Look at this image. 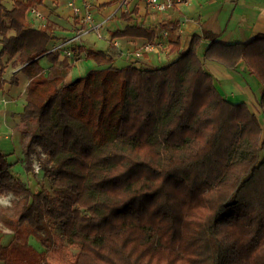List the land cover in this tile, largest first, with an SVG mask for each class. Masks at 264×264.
I'll return each instance as SVG.
<instances>
[{
  "label": "trees",
  "instance_id": "obj_1",
  "mask_svg": "<svg viewBox=\"0 0 264 264\" xmlns=\"http://www.w3.org/2000/svg\"><path fill=\"white\" fill-rule=\"evenodd\" d=\"M43 1L0 0V91L17 84L10 69L28 80L15 121L25 171L35 157L44 177L85 178L97 192L83 211L32 189L0 152V194L14 196L0 207V232L12 234L7 245L0 238V264H50L54 233L80 244L74 264H264V32L221 43L205 31L183 51L170 36L178 52L163 66H116L117 50H87L94 67L67 81L72 64L50 50L55 19H27ZM120 18L113 38L156 37L132 12ZM202 39L203 60L243 64L257 79L258 113L221 94L198 55Z\"/></svg>",
  "mask_w": 264,
  "mask_h": 264
},
{
  "label": "crops",
  "instance_id": "obj_2",
  "mask_svg": "<svg viewBox=\"0 0 264 264\" xmlns=\"http://www.w3.org/2000/svg\"><path fill=\"white\" fill-rule=\"evenodd\" d=\"M43 2L42 8L46 12V20L51 15H54L57 23V27L52 30L55 39L50 48L61 42L69 41L73 38V31L75 29V23L72 21L70 9L67 13L60 14L58 0H44ZM54 2L57 4L54 5ZM95 3L94 18L96 21H102L105 17L114 13V16L104 23L102 31L106 35L107 39L105 40L108 48L120 52V55L115 60H123L126 62L124 65H166L177 56L178 52L177 50H170V36L179 41L180 51H183L188 47L193 35L202 37L205 31L214 33L221 43L248 42L256 34L264 32V0H190L187 4L174 3L172 7L165 11H157L145 0H130L126 5V9L128 12L133 13L132 22L141 23L146 27H150L156 34L155 38L158 37L164 41L163 48L155 47L151 51L143 52L139 59H135L133 56L134 51L140 49L143 44L151 41H147L144 37L134 36L113 38L111 32L116 29H122L127 24V21L120 18L121 11L118 10V0H95ZM53 9L56 10L54 11ZM59 18L65 21L61 23L63 26L58 24L60 23L57 21ZM162 29L168 31V35L164 38L161 37L160 33ZM90 34L92 35L93 33L86 34L79 41L68 42L64 46L65 48L80 47L81 51L78 56H74L75 58L73 56L66 57L63 52H59L58 60L67 61L69 64L82 62L85 66L84 68L89 65L87 64V60L94 64L91 59L84 55L85 51L96 50L104 52L106 50H97L94 45L87 46ZM208 43L209 40H201L198 55L204 63V68L213 76L215 84L221 94L229 100H234V102H249L250 98H255L252 88L244 79L243 73L245 74L246 70L243 64H239L236 70L230 71L215 61L203 60L202 52ZM44 59L45 57H41L34 64L35 67H40V70L45 69L48 65V60L45 61ZM17 70L18 68H15L10 71V75L15 74L17 84L11 85L6 83L2 89L5 93L2 90L0 91V105H4L3 110L6 107L8 109L15 107L12 101L14 99L20 100L27 85L28 80L26 76ZM72 79L73 77L70 71L67 76V81ZM11 98L12 100H10ZM15 108H18L17 105ZM17 110V112L14 110L13 112L11 111L10 114L14 112L19 113V109ZM5 136L6 134L3 137Z\"/></svg>",
  "mask_w": 264,
  "mask_h": 264
},
{
  "label": "rangeland",
  "instance_id": "obj_3",
  "mask_svg": "<svg viewBox=\"0 0 264 264\" xmlns=\"http://www.w3.org/2000/svg\"><path fill=\"white\" fill-rule=\"evenodd\" d=\"M50 1V0H49ZM52 1V0H51ZM67 0H58L60 4L59 12L60 14L67 13L69 11V7L66 5ZM57 3L54 2V5ZM53 8V7H50ZM57 9V8H56ZM56 9H53L54 11ZM51 19H54V15L50 16ZM59 25L63 26L61 23L65 22L63 19L57 20ZM35 25H39L40 23L34 22ZM88 45H94L97 50H107L108 44L106 40L98 39L94 34H90L88 37ZM47 60L46 58L44 59ZM43 61V60H42ZM44 64V62H42ZM87 64H89L86 68L82 64V62L73 63L71 65L70 71L72 73L73 78L84 76L90 69L94 67V64L91 61L87 60ZM116 66H124L126 62L120 59H116L114 61ZM40 69V67H38ZM12 69H10L11 71ZM245 81L250 85L253 90V94H255V99L259 98L261 87L254 76H250L247 72L244 74ZM8 79L9 76L6 75ZM4 87V86H3ZM6 87V86H5ZM3 91V90H2ZM5 93V91H3ZM254 98H250L248 104H251L252 108L255 109V113L257 112V105ZM12 100V98L10 99ZM231 101H234L231 99ZM13 106L19 109H22L24 104V92L20 100L14 99L12 101ZM8 109L7 107L3 110L4 105H0V152L7 155L8 161L11 163L10 171L13 174L19 176V178L30 185V187L34 190L42 189L43 191L56 195H66L71 197L78 207H80L83 211H89L94 200L97 190L93 188L87 181V179H72L66 177H54L47 178L44 177L40 171L39 165L37 163L36 158H33V172L27 173L25 171L23 165V140H21L19 131L15 126V121L17 119L16 113L18 110L16 108ZM16 111L13 114H10L13 110ZM261 121V132L260 138L264 139V118H260ZM6 134L5 137H3ZM14 196L12 194H0V207L8 206L12 202ZM0 238L4 245H7L12 239V234L7 230H3L0 232ZM54 245L51 250L44 255V258L50 264H74L75 256L80 248L79 243L71 242L63 237H61L58 233H54ZM31 242L40 249L39 242L35 239H31Z\"/></svg>",
  "mask_w": 264,
  "mask_h": 264
},
{
  "label": "built area",
  "instance_id": "obj_4",
  "mask_svg": "<svg viewBox=\"0 0 264 264\" xmlns=\"http://www.w3.org/2000/svg\"><path fill=\"white\" fill-rule=\"evenodd\" d=\"M10 3H14L17 1L20 2H28L29 0H4ZM130 0H118L119 2V11L126 12V5ZM150 6H152L157 11H165L168 8L172 7L174 3H185L187 4L190 0H145ZM44 2L42 4L33 3L28 5L26 9L27 19L30 22H38L41 25L46 23V12L43 10ZM66 5L69 7L71 12L72 21L75 23V29L73 38H71L67 42H61L53 47L50 50H57L58 52H63L66 57L73 56V49L71 47H64L68 42L79 41L80 38L85 36L86 34L93 33L98 39L105 40L106 35H104L102 28L106 21H108L114 13L105 17L102 21H96L94 18V12L96 9L95 0H67ZM117 10V11H118ZM116 12V11H115ZM161 37L164 38L168 35V31L166 29H162L160 31ZM155 47L163 48L164 41L160 40L158 37L155 38L151 42H147L142 45L140 49L134 51L133 56L135 59H139L143 52L151 51Z\"/></svg>",
  "mask_w": 264,
  "mask_h": 264
}]
</instances>
